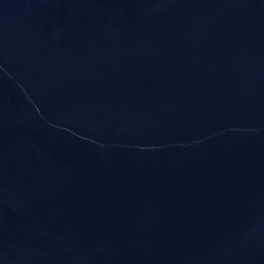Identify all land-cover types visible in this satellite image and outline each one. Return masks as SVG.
Returning <instances> with one entry per match:
<instances>
[{
    "label": "water",
    "instance_id": "1",
    "mask_svg": "<svg viewBox=\"0 0 264 264\" xmlns=\"http://www.w3.org/2000/svg\"><path fill=\"white\" fill-rule=\"evenodd\" d=\"M0 264H264V0H0Z\"/></svg>",
    "mask_w": 264,
    "mask_h": 264
}]
</instances>
